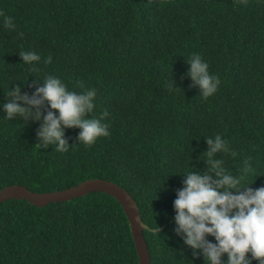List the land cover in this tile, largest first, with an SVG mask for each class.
Here are the masks:
<instances>
[{"label": "trees", "instance_id": "1", "mask_svg": "<svg viewBox=\"0 0 264 264\" xmlns=\"http://www.w3.org/2000/svg\"><path fill=\"white\" fill-rule=\"evenodd\" d=\"M0 12L17 25L9 31L0 17V105L11 99L8 89L31 96L44 76L57 75L70 90L96 89L91 115L107 112L110 131L85 146L76 144L79 128H66L67 152L39 149L41 121L6 119L0 107V190L114 182L147 226L150 264H204L174 231L173 201L183 173L207 170L205 137L214 133L234 153L215 154L225 170L264 186V0H0ZM29 50L41 56L35 67L19 56ZM193 53L221 81L206 100L187 75ZM40 110L55 112L47 101ZM0 264H138V257L120 204L90 192L43 207L1 202Z\"/></svg>", "mask_w": 264, "mask_h": 264}, {"label": "clouds", "instance_id": "2", "mask_svg": "<svg viewBox=\"0 0 264 264\" xmlns=\"http://www.w3.org/2000/svg\"><path fill=\"white\" fill-rule=\"evenodd\" d=\"M239 3L246 5L247 0H239ZM0 17L4 28L17 30L11 16L0 12ZM19 56L22 63L32 67L41 61L35 51H20ZM51 62V55L44 59L46 64ZM187 63L190 65L187 75L199 87L201 99L214 95L221 81L209 71L208 62L199 53H193ZM42 81L31 96L22 94L19 86L8 89L5 94L11 99L0 105L6 119L20 117L27 123L31 117L41 121L36 130L39 149L52 145L57 152H67L72 145L64 133L71 127L80 129L76 144L85 146L110 135L108 124L102 123L107 112L102 113L101 118L91 115L97 95L95 88H83L81 83L83 90L76 92L59 76L51 74ZM175 88L173 83L169 85L170 91ZM45 101L55 112L49 110L42 117L40 106ZM205 140L207 170L200 173L191 169L183 173V187L176 191L173 201L174 231L182 235L184 244L194 250V255L202 256L204 264H252L253 260L264 264V186L253 189L250 187L253 183L245 184L243 175L226 171L222 160L215 158L216 153L234 154L221 134L214 133Z\"/></svg>", "mask_w": 264, "mask_h": 264}, {"label": "water", "instance_id": "3", "mask_svg": "<svg viewBox=\"0 0 264 264\" xmlns=\"http://www.w3.org/2000/svg\"><path fill=\"white\" fill-rule=\"evenodd\" d=\"M90 192H103L117 200L130 225L131 235L138 257V264H150L148 247L143 237V230L147 229V226L142 222L139 209L131 195L114 182L98 178L89 179L64 190L46 193H34L23 186L10 185L0 190V203L9 199H25L34 206L43 207L52 202L75 199ZM158 230L159 229H156L154 231Z\"/></svg>", "mask_w": 264, "mask_h": 264}]
</instances>
